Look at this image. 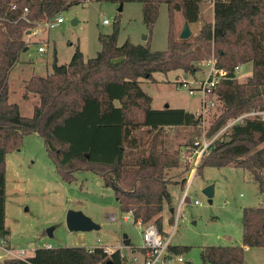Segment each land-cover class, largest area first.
I'll return each instance as SVG.
<instances>
[{"label":"trees","instance_id":"trees-1","mask_svg":"<svg viewBox=\"0 0 264 264\" xmlns=\"http://www.w3.org/2000/svg\"><path fill=\"white\" fill-rule=\"evenodd\" d=\"M118 4H142L143 22L153 27L159 5H167V48L153 51L148 39L118 44L117 23L111 33H100V50L85 58L78 47L68 63L54 58L46 75H32L25 93L38 95L31 116H23L16 103L8 101V77L20 53L28 47L27 29L45 22L70 6V0H0V240L9 235L5 218V156L18 148L24 136L42 139L56 172L71 182L80 170L98 174L113 190L119 208L130 213L134 223L162 227L163 206L170 204L169 170L188 164L181 148H170L167 127L197 126L201 115L183 108H153L152 98L139 78L152 79L153 72L180 69L195 79L203 62L214 59L217 68L230 73L216 88L220 113L210 123L207 135L224 132L201 157L196 174L204 167L235 165L247 170L264 192V0H214L212 20H203L187 39L173 30V17L180 12L189 27L199 24L206 0H89ZM11 3L18 8L12 10ZM28 12L22 17V8ZM121 11V10H119ZM251 63L244 81L233 78V69ZM193 76V77H192ZM262 114V115H261ZM240 119L236 120L237 118ZM221 136H226L221 138ZM183 146L189 152L193 142ZM184 152V153H185ZM186 178L181 180V183ZM174 218L170 219L171 224ZM240 245H210L201 248L202 264H244L245 248L264 247V206L244 207ZM8 246V245H7ZM180 254L185 246L168 247ZM122 264L119 252L107 255L95 247H38L25 260L5 259L3 264Z\"/></svg>","mask_w":264,"mask_h":264},{"label":"rangeland","instance_id":"rangeland-1","mask_svg":"<svg viewBox=\"0 0 264 264\" xmlns=\"http://www.w3.org/2000/svg\"><path fill=\"white\" fill-rule=\"evenodd\" d=\"M59 15L63 17L60 25L25 35L29 48L19 55L16 66L9 73V102L19 103L23 116L32 115L31 103L34 102V98L25 101L21 96V92H25L23 83L27 82V77L45 73L46 70L49 73L54 58L58 64L69 62L77 46L85 58L94 57L100 50L98 35L111 33L116 23L119 45L127 39L134 44H145L148 39L153 51L167 48L170 20L164 3L159 5L158 16L151 30L143 22L142 4L139 2L123 3L119 11L118 4L108 1L70 0V6ZM201 15L200 25L203 20H212V12L207 4L202 6ZM103 20L108 22L104 24ZM183 24L180 12L176 11L173 17L175 34L179 35ZM198 26L190 28V37ZM43 40H47V48L40 53L37 47ZM251 67V63L243 64L236 73V79L244 81L250 75ZM207 71V64L203 62L195 73V81L204 78ZM180 78H189V74L180 69L167 73L153 72L152 79L142 77L138 81L152 98L153 108H185L190 114L198 115L200 94L189 95L180 88ZM220 111L221 105L218 103L202 114L201 125L168 128V146L182 147V150L187 142L203 139L204 136L206 140L211 139L215 134L208 136L207 130ZM229 125L218 131V137ZM183 171L182 164L168 173L172 177V182L168 184L172 204L176 208L181 202L182 216L174 228L175 220L172 224L170 222V204L165 203L161 212L162 229L167 233L166 238L170 236L169 245L187 247L178 254L185 262L174 260L172 264H202V247L242 243V209L264 206V192L258 190L247 170L230 164L204 167L201 174L193 176L187 193L183 195L186 181L181 183V180L188 179L190 175L188 168L186 173ZM5 179L4 225L9 230L6 244L14 250H24L25 256H31L36 248L44 244H51L54 248L108 245L115 249L127 240L129 247L120 249L126 256L122 263L129 264L136 257L134 264H144L142 228L134 223L131 215L120 210L113 190L103 184L98 174L87 170L77 171L71 182L63 181L37 135L24 136L18 148L6 153ZM207 185H213L210 202L202 192ZM196 199L199 200L198 204L194 203ZM69 211L82 213L99 228L70 231L66 224ZM126 215L129 218L124 220ZM47 229H51V234ZM0 255L3 256L0 264H3L7 258L1 246ZM244 264H264V247L246 250Z\"/></svg>","mask_w":264,"mask_h":264},{"label":"built area","instance_id":"built-area-1","mask_svg":"<svg viewBox=\"0 0 264 264\" xmlns=\"http://www.w3.org/2000/svg\"><path fill=\"white\" fill-rule=\"evenodd\" d=\"M205 4L210 8V10H213L214 0H206ZM10 8L12 10H15L18 8V5L16 3H11ZM28 12V7L25 6L22 8V17H24V14ZM63 22L62 15H58L53 17L52 19L46 20L43 23L36 24L34 27L29 28L26 30L25 34L26 36H29L30 34H36L42 30H48L50 28L56 27L60 25ZM107 20H103V23H107ZM40 27V28H39ZM47 48V40H43L42 44L37 47L38 52H44ZM207 64V74L204 78L195 81V79H189V80H181L179 82L180 88L186 90L189 95H195V93L200 94V111L199 115H204L208 109L215 106L217 97L215 94V88L217 84L230 77V73L223 69V68H217L215 66L214 59H211L206 62ZM242 68V65H238L233 69V78H236V73ZM241 117L237 118L236 120L240 119ZM202 121V119H201ZM201 125V123H200ZM226 129V128H225ZM224 129V130H225ZM220 132L216 133L211 139L206 140L205 136L203 139H196L193 141V145L188 152H185V148L181 150V154L188 164V170H189V177L186 179V188L184 191L185 195L187 193V189L191 183V180L193 176L196 173L197 165L203 156L205 152H207L208 147L218 138ZM185 152V153H184ZM195 204L199 203V200L196 199L194 201ZM128 215H131L130 213H126ZM128 215L124 217V220L128 219ZM174 220L175 225L174 228L178 222V220L182 216V210H181V202L178 204L176 209L174 210ZM136 224L140 225L142 228V249L144 250L143 256H144V264H155L156 262H160L161 264H172L174 260H177L178 262L184 263L185 260L181 255L176 256L172 252L169 251V239L170 236L163 237L160 230L157 228V226L154 223H146L142 224L140 221L136 222ZM0 246L5 251V257L7 259L9 258H18L25 260L28 256H25L24 250L16 251L13 248H10L7 246L6 241L4 239L0 240ZM123 244L120 243V245L116 246L115 249L110 248L108 245H98L97 247L101 248L107 255H111L113 252L117 251L119 252L120 257L123 260L126 258L124 253L120 252V249L123 248ZM47 248H52L51 245H46ZM89 252H92L95 247H86ZM3 258V256L0 255V260ZM136 260V257H133L132 260L129 261V264H134ZM102 264V263H98ZM123 264V263H122Z\"/></svg>","mask_w":264,"mask_h":264},{"label":"water","instance_id":"water-1","mask_svg":"<svg viewBox=\"0 0 264 264\" xmlns=\"http://www.w3.org/2000/svg\"><path fill=\"white\" fill-rule=\"evenodd\" d=\"M122 4L120 3L118 10L122 9ZM74 22V21H73ZM191 35V29L187 22H184L183 27L178 35L179 39H187ZM193 116V114H191ZM202 192L209 198V202L211 201V196L213 195V185H207L202 189ZM66 224L70 231L73 230H93L98 229L99 226L95 224L92 220L85 217L82 213L77 211H69L66 215ZM47 232L51 234V229H47ZM126 244V243H125Z\"/></svg>","mask_w":264,"mask_h":264},{"label":"crops","instance_id":"crops-1","mask_svg":"<svg viewBox=\"0 0 264 264\" xmlns=\"http://www.w3.org/2000/svg\"><path fill=\"white\" fill-rule=\"evenodd\" d=\"M123 5V4H122ZM212 12V11H211ZM104 24H106V23H104ZM199 26H198V28L197 29H199V27H200V22H199V24H198ZM193 26V25H192ZM190 27V28H193V27ZM196 26H197V24H196ZM78 48H79V46H77ZM28 48L29 47H26L21 53H23V52H26L27 50H28ZM80 49V48H79ZM45 52V51H44ZM20 53V54H21ZM41 53V52H40ZM83 54V53H82ZM18 61V60H17ZM56 61H57V59H56ZM68 63V62H67ZM16 64H17V62L12 66V68H11V70L14 68V66H16ZM63 64V63H62ZM48 73V70H46L45 71V73H39V75H46ZM31 75V74H30ZM28 76L27 77V79L26 80H28L31 76ZM34 75V74H33ZM195 76V75H194ZM189 77H191V76H189ZM193 77V76H192ZM24 85L23 86H25V84L26 83H23ZM20 88H22L23 89V87H21L20 86ZM32 95V96H31ZM33 95H36V96H33ZM21 96H22V98H23V100H25V101H29L31 98H34V102L33 103H31V111H32V113H33V108H34V106L37 104V102H38V95L36 94V93H33V92H27V93H25V92H21ZM9 97H10V91H9V89H8V101H9ZM152 103V102H151ZM16 104L18 105V107H19V111H20V113H21V108H20V104L19 103H17L16 102ZM152 106V105H151ZM162 108H164V107H162ZM184 110H186L185 108H183ZM187 111V110H186ZM199 111V110H198ZM21 115H23L22 113H21ZM168 128H173V127H167L166 128V132H168ZM169 192H170V189H169ZM172 193L170 192V205H169V207H170V213H171V217H173L174 218V210L176 209L175 208V206L172 204L173 203V199H172V195H171ZM181 201V200H180ZM179 202L177 201V204H178ZM162 215V214H161ZM160 232H161V234H162V236L163 237H166V235H167V233L166 232H164V230L162 229V227H161V230H160ZM126 243V244H125ZM124 246H126V247H129V245H127L128 244V242H127V240H125L124 241ZM46 245H51V244H44V246L43 247H45ZM240 245V244H239ZM10 248H12L11 247V245H8ZM52 246V245H51ZM249 248H245V251L246 250H248ZM29 257V256H28Z\"/></svg>","mask_w":264,"mask_h":264}]
</instances>
